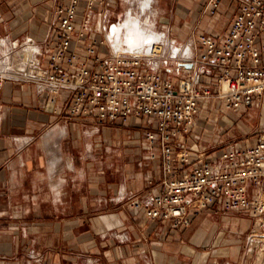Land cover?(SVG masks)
<instances>
[{"label": "crops", "instance_id": "crops-1", "mask_svg": "<svg viewBox=\"0 0 264 264\" xmlns=\"http://www.w3.org/2000/svg\"><path fill=\"white\" fill-rule=\"evenodd\" d=\"M65 3L0 0V42L5 43H0V58L6 47H19L25 41L45 49L51 40L54 9ZM204 3L97 0L89 16L91 30L85 34L88 41H98V53L105 57L112 42L118 50H131L127 43L134 44L132 32H139L153 44L170 38V32L177 36L170 40L178 42L195 26L203 33L225 32L233 1L224 0L215 16H202ZM148 13L145 22L134 17L142 19ZM86 14L83 4L79 24ZM102 25H112L109 31L117 27L120 32L115 29L116 36L109 32L111 40L107 41L105 32L100 31ZM77 36L72 49L83 54L85 42ZM149 47L145 50L153 48ZM16 57V50H12L10 58L17 66ZM69 102L68 91L53 94L33 81L6 79L0 86V264L41 263L31 257L32 253L43 255L42 264H216L244 260L248 237L255 228L253 218L236 211L217 212L215 206L203 211L190 208L191 222L182 228H173L171 221L163 218H147L142 203L149 193L158 191L161 161L158 156L150 158L145 129L131 120L114 125L99 124L93 117L70 116ZM259 106L255 110L259 119L256 137L252 141L236 138L230 143L253 144L259 133H264V94ZM208 122L202 117L195 131L201 134L206 126L216 131L217 125L211 127ZM233 122L226 118L219 123V134L203 137L209 154L219 151L215 141H222L224 126ZM124 127L134 134L126 138L112 134ZM196 150L197 144L192 152Z\"/></svg>", "mask_w": 264, "mask_h": 264}, {"label": "built area", "instance_id": "built-area-1", "mask_svg": "<svg viewBox=\"0 0 264 264\" xmlns=\"http://www.w3.org/2000/svg\"><path fill=\"white\" fill-rule=\"evenodd\" d=\"M96 1L57 5L45 49L34 41L6 47L0 58V86L16 79L36 82L53 94L68 91L67 113L93 117L99 124L148 118L143 136L150 158H160L161 179L158 191L142 203L146 217L182 228L191 222L190 208L241 212L255 224L243 264H264V133L253 144L222 145L214 155L203 141L204 136L211 138L210 128L195 131L202 117L211 120L213 111L242 117L259 106L264 94V0H232L225 32L203 33L195 26L183 43L164 38L149 54L118 50L110 43L105 57L98 53V41H88L85 34L91 30L89 16ZM223 1L205 0L202 16H215ZM83 4L87 14L79 24ZM111 27L101 26L107 41ZM76 35L85 42L83 54L72 49ZM12 50L17 66L10 58ZM26 51L32 56L28 61ZM173 74L181 77L176 80ZM31 257L41 260L36 253Z\"/></svg>", "mask_w": 264, "mask_h": 264}, {"label": "rangeland", "instance_id": "rangeland-1", "mask_svg": "<svg viewBox=\"0 0 264 264\" xmlns=\"http://www.w3.org/2000/svg\"><path fill=\"white\" fill-rule=\"evenodd\" d=\"M222 9H224V7H222ZM147 15H149V13L146 14L145 16H143L142 19L140 17H137V16H134V17L141 22H145ZM223 17H227V15L226 16L223 15ZM221 20L227 21V18H225V19L222 18ZM169 34H170V38H167L166 41H170V39L177 38L176 33L171 34V32H170ZM187 36H189V35H187ZM185 37H183V38L179 37L178 43H183L188 38V37H186V38ZM117 44L119 45V43H117ZM119 47H121V46H119ZM171 65H172L171 67H175L176 63L172 62ZM172 76H173V78H176V80H178L181 77V76H175L174 74ZM260 106L252 108L250 110V112H251L250 115L244 117V115H245L244 114L243 115L244 118L239 117L238 114H234L229 118V116H227L226 114H221V112H218V111L211 112V114H209L210 115L209 118L211 120L208 122V124H210L211 127H215L217 125L216 126L217 130L213 131V132L211 131V133H209V135H210L209 137L213 138L214 135L219 134L217 132L218 128H219V123L227 118V119H232V121L234 120V122H233V124L231 123V124H227V126H224V128L222 130L223 132L221 133V136L219 138V140H222V143H220V144L218 143L217 146L229 144L230 143L229 141L234 140L236 138H242V137L243 138L246 137L247 139L252 141L256 137V131H258V129H259V126H258L259 125V119H258V116L256 115L255 110L260 108ZM216 118H217V121H216ZM135 121L138 123L139 126L143 127L144 129L146 127H148V124H149L148 118H140V117L139 118H132L130 122L133 124V122H135ZM131 123H129V125ZM236 123H239V124H236ZM112 134H114V135L119 134L120 138L121 137L126 138L130 135H133L134 130L127 128V127H124L123 129H120L119 131H116V130L113 131ZM41 258H43V255H41ZM40 262L41 263H39V264L43 263L42 259L40 260ZM243 263H244V260H242L241 262H238V263L225 261V262H218L216 264H243Z\"/></svg>", "mask_w": 264, "mask_h": 264}, {"label": "bare ground", "instance_id": "bare-ground-1", "mask_svg": "<svg viewBox=\"0 0 264 264\" xmlns=\"http://www.w3.org/2000/svg\"><path fill=\"white\" fill-rule=\"evenodd\" d=\"M115 29H117V32L119 33L120 32V30H119V28H117V27H115L114 28V30L111 32V31H109L110 33H112V35H114V36H116L118 33L115 31ZM110 33H108V34H110ZM131 36V42H133L134 44H132V46L131 45H129L128 43H127V46L131 49V50H129V49H124V51H128V52H141V53H144V54H149V53H152L153 52V49L155 48V46H154V44L152 43L153 42V40H144V39H142L141 38V36H140V33L139 32H132V34L130 35ZM111 40V39H110ZM142 40H143V47L141 46L142 45ZM112 42V41H111ZM113 43V42H112ZM114 45V44H113ZM115 46V45H114ZM147 46H150L149 48H151V46H153V48H151V50H149V51H147V50H145V48L147 47ZM186 53H189V49L187 48L186 49ZM25 60L26 61H28L29 59H31L32 58V56H31V53L29 52V51H26L25 52Z\"/></svg>", "mask_w": 264, "mask_h": 264}, {"label": "water", "instance_id": "water-1", "mask_svg": "<svg viewBox=\"0 0 264 264\" xmlns=\"http://www.w3.org/2000/svg\"><path fill=\"white\" fill-rule=\"evenodd\" d=\"M187 67H191V64H186Z\"/></svg>", "mask_w": 264, "mask_h": 264}]
</instances>
